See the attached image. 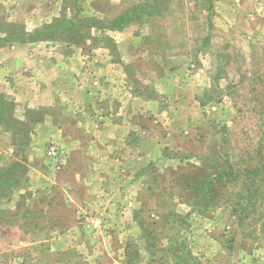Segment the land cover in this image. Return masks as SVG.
<instances>
[{"label": "rangeland", "instance_id": "1", "mask_svg": "<svg viewBox=\"0 0 264 264\" xmlns=\"http://www.w3.org/2000/svg\"><path fill=\"white\" fill-rule=\"evenodd\" d=\"M78 54L107 133L54 145L44 64ZM1 160L0 264H264V0H0Z\"/></svg>", "mask_w": 264, "mask_h": 264}, {"label": "crops", "instance_id": "2", "mask_svg": "<svg viewBox=\"0 0 264 264\" xmlns=\"http://www.w3.org/2000/svg\"><path fill=\"white\" fill-rule=\"evenodd\" d=\"M33 52L35 53L33 55L35 57L36 54L38 53V50L35 49V50H33ZM4 53H2V55ZM58 54L59 53H56V54L52 53L50 55L51 56L55 55L56 58L59 59L61 57ZM56 58L52 59V60H46V61H49V63L44 64V65H46L45 72L48 70L49 74H51L50 80L46 79L45 84H44L45 90H46V98H45V105H46L45 106V109H46L45 129H47L46 133L49 130L51 136L54 137L52 144H54V145L59 144L58 142L59 141L62 142L65 139V135H67V133L65 132V128L63 129V126L60 124H57V122L68 119L70 121L77 122L76 124L78 126L79 131L81 133H85V131H86V135L93 137V140H94V138H96L94 140V142L97 143L98 142L97 137H99L103 134L105 135L107 133V131H106L107 129L105 130V127H108V124L105 123L104 127H103V125H98V127L94 130L93 129H87L85 127L80 128L81 127L80 124H82L81 123L82 117L87 115V112L85 111V108H84L85 104L83 103V100L80 99L81 96L82 95L85 96L86 92L88 91L87 85H86V83L83 82V80H80V78H78V77H77V80H79V81L76 85H74L71 82L72 80L71 81H64L66 76L70 75L71 72H74L76 74L77 72H79V69H81V67L78 65H76V67H77L76 71L71 68V65L66 66L68 64V61L72 62V60H74V59L79 60V58H81V56H80V54H78L77 56L76 55L75 56L74 55L67 56V58L60 63L56 61ZM15 67H16L15 64L10 65V66H8V69L11 70L10 72L22 69V67L19 69H15ZM65 69H67V70H65ZM68 69H71V70L68 71ZM56 73H58V74H56ZM82 73L83 74L85 73V76H86L85 71ZM46 75L48 76V74H45V76ZM57 75H58V77H57ZM71 75H70V79H71ZM36 81H37V83L33 89H36V88L39 89L40 87L42 88L41 83L43 84V82L38 83L37 78H36ZM101 82L102 81H101V72H100V74H98L97 78L94 79V85H96V87H98L101 84ZM82 83H84V84H82ZM71 89L73 90L72 92H71ZM19 90H20V88L14 89V91H19ZM40 104L41 103H37V106ZM96 105L98 106L97 108H96ZM35 109L38 110V108H35ZM89 119H91L92 121H94V120L97 121L98 124L100 121H109L108 117L101 116V107L97 104L96 101L94 102V105H93V112L88 116V120ZM109 134H110V136H114V137L118 136L119 135L118 128L112 129L109 132ZM78 143L79 142H77V141H73V143H70V144L66 143L65 146L67 148L76 147ZM100 143H102V142H100ZM90 145H93V144H90ZM50 152H51V154H55L57 152H60V148H58V146H53V147H51ZM3 163L5 164V162H3L1 160L0 166L3 165Z\"/></svg>", "mask_w": 264, "mask_h": 264}, {"label": "trees", "instance_id": "3", "mask_svg": "<svg viewBox=\"0 0 264 264\" xmlns=\"http://www.w3.org/2000/svg\"><path fill=\"white\" fill-rule=\"evenodd\" d=\"M137 9L138 10L142 9L141 11H143L144 10V6H141V7L137 8ZM125 14L121 15L120 19L115 22V25H116L115 27H120L122 25H125L130 20H132V19H134L136 17V14H128V13H125ZM73 26H75V22H73V21L65 20V21L57 22V23L47 27L46 29H43V32H41L43 37L40 38V39H51V38L55 37V35H56L55 33H61V32L69 31V30L72 29ZM10 170L11 169H9L6 172V175L10 172ZM3 183L6 184V185L10 184L8 182V180L3 181Z\"/></svg>", "mask_w": 264, "mask_h": 264}]
</instances>
